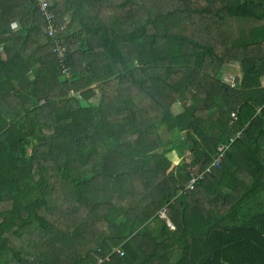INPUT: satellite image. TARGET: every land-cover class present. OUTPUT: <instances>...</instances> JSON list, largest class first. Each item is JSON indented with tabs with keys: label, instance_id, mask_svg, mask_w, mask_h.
<instances>
[{
	"label": "trees",
	"instance_id": "16d2710c",
	"mask_svg": "<svg viewBox=\"0 0 264 264\" xmlns=\"http://www.w3.org/2000/svg\"><path fill=\"white\" fill-rule=\"evenodd\" d=\"M151 1L51 0L56 24L67 21L58 62L35 0H0V264H251L264 253V209L250 204L264 193V0ZM213 17L224 40L238 36L229 57L203 34ZM228 61L240 63L234 85ZM237 166L251 181L225 213L217 182L213 197L202 182ZM117 246L123 255L97 261Z\"/></svg>",
	"mask_w": 264,
	"mask_h": 264
},
{
	"label": "crops",
	"instance_id": "0c3cea01",
	"mask_svg": "<svg viewBox=\"0 0 264 264\" xmlns=\"http://www.w3.org/2000/svg\"><path fill=\"white\" fill-rule=\"evenodd\" d=\"M172 109H173L174 113H178V112L182 111V106L180 105V103L179 104L176 103L173 105ZM245 142H246V140H245ZM152 143L155 145L157 144V142H152ZM148 144H150V143L146 142L143 144L145 149L149 148ZM246 153L252 154L253 153L252 149L249 148L246 151ZM172 158H173V163L170 166V170H172L174 172L175 171L174 165H176L178 160H177L176 156L175 157L173 156ZM122 165L126 166L125 160H123ZM212 180L216 181L217 185L219 186V187L216 186L218 191H219L218 197L222 199V205H221L222 206V212L226 213L227 212L226 209L229 208L231 205H233L238 200V197L240 196V194L244 190V187H246V185H248L250 183L251 176L249 174V171L247 169H244L241 166L219 168L217 171H215L213 173V175L211 177L207 178L204 182H202L203 184H207L206 186H207L208 190L205 192H208L209 195H211L213 197L214 192L212 191V189L214 190L215 183L212 182ZM162 183L163 182L160 181V184H162ZM233 194H237V200L235 198L233 199ZM189 203L190 204H188V205L191 208L195 207L192 205L194 202L189 201ZM250 204H252L254 208L258 207L260 210L264 209V193L260 197H258L257 199L250 202ZM217 205H219V204L217 203ZM218 207L221 208L220 206H218ZM174 215H176V214H174ZM188 216L189 215H187V217ZM224 222H230L231 223V219H225ZM226 224H229V223H226ZM170 245H171L170 243H167L166 245H161L160 249L165 250V249L169 248ZM172 247L176 248L177 245H173ZM260 256L264 257V253H260L259 251H256V254L254 255V258L252 259L251 264H263L264 262H261L259 260L260 258H258ZM239 264H250V260L249 261L244 260L243 262H241Z\"/></svg>",
	"mask_w": 264,
	"mask_h": 264
},
{
	"label": "built area",
	"instance_id": "2783aa9c",
	"mask_svg": "<svg viewBox=\"0 0 264 264\" xmlns=\"http://www.w3.org/2000/svg\"><path fill=\"white\" fill-rule=\"evenodd\" d=\"M50 1L51 0H35L37 10L43 20V33L46 37L49 38V44H50V52L54 56L55 60L58 62H62L64 60L65 55H66V45L63 42V39L59 34L61 31L67 26V21L62 22L60 25L55 22V14L50 8ZM68 73V68H63L62 69V74H67ZM226 81L230 82L231 85H234V77L229 75L226 77ZM232 119H236V113L231 112ZM231 119V120H232ZM240 132L238 131L236 133V136H239ZM234 138H231L230 141H232ZM228 145H223L219 147L218 154L215 159H213L209 164H207L203 169L200 170L199 173L196 175L193 174L192 178L186 185V187L192 188L194 182L198 178H202V176L205 173H210L212 171V166H216L218 162L220 161L221 157L223 156L224 150L227 148ZM158 215L161 217H166L165 211L161 210L158 212ZM117 250L120 254L123 255V251L120 250L118 247L113 248L111 251L115 252ZM110 251V252H111ZM110 252L105 253L104 255L98 257L97 261L100 263L103 260H109L111 255Z\"/></svg>",
	"mask_w": 264,
	"mask_h": 264
},
{
	"label": "rangeland",
	"instance_id": "374dc122",
	"mask_svg": "<svg viewBox=\"0 0 264 264\" xmlns=\"http://www.w3.org/2000/svg\"><path fill=\"white\" fill-rule=\"evenodd\" d=\"M119 1H121V0H110V4H114L115 2L117 3V2H119ZM160 1V0H159ZM147 2H152L151 0H147ZM111 9L112 10H115V8H113V6L111 7ZM136 10H138V9H135L134 11H136ZM124 12V10L123 9H118L117 10V13H123ZM134 15V14H133ZM133 15L130 17V19L133 17ZM222 24V21L221 20H219V19H217V18H215V17H213L212 18V21H210L209 22V24L205 27V30H206V32H204L203 34L207 37V38H209V39H211L214 43H216V41H219V46H221L222 45V47H221V49H220V51L219 52H222L223 51V49H224V46L223 45H225L226 46V48H227V52L225 53V56L226 57H229L228 56V54H229V52H228V49H230L231 47L229 46V45H233L234 43V40H236V39H238V36L237 35H235V36H233L234 37V39H232V38H230L229 40H230V42L228 43V39H225L224 40V38H225V35H226V33H227V30H224L223 28L220 30L219 29V25H221ZM253 25V24H252ZM11 28L12 29H18L19 28V25H18V23H16V22H13L12 24H11ZM220 32V33H219ZM224 37V38H223ZM218 46V47H219ZM181 45H173L172 46V48L173 49H177L179 52L181 51ZM254 49V48H253ZM252 49V50H253ZM222 71H221V76L223 75V80H222V78H220V80H222L223 82H226V77L227 76H229V75H233V76H237V75H239V73H240V63H239V61H228L227 62V65L223 68V69H221ZM262 81H263V83H264V76H262ZM227 83V82H226ZM94 85H96L95 83H92L91 84V86H94ZM142 104H144V105H150V101H148V100H144V101H142ZM231 112H235L236 113V118H237V112L236 111H231ZM230 117L232 118V116H231V113H230ZM194 174V173H193ZM194 175H196V174H194ZM201 178H198L197 180H200ZM197 180H196V182H197ZM149 180L147 179L146 180V182L147 183H151V182H148ZM201 202H194L192 205H199ZM179 210L177 209V211H176V213L178 212ZM193 213V212H192ZM165 214L167 215V213L165 212ZM165 215V216H166ZM168 216V215H167ZM163 217L164 218V220L167 222V223H169L170 225H169V227H171V229H174L175 228V226H174V224H173V222L171 221V219L169 218V216L168 217ZM151 224H154L153 222H151ZM173 224V225H172ZM174 227V228H173ZM118 247V246H117ZM99 248H97V250H98ZM121 250V249H120ZM110 252V251H109ZM115 252H117V250H115ZM108 253V252H107ZM111 254L112 253H114L113 251H111L110 252ZM105 253H103V254H100L98 257H100V256H102V255H104ZM63 255H64V252H63ZM62 255V256H63ZM98 257H97V259H98Z\"/></svg>",
	"mask_w": 264,
	"mask_h": 264
},
{
	"label": "water",
	"instance_id": "95a60500",
	"mask_svg": "<svg viewBox=\"0 0 264 264\" xmlns=\"http://www.w3.org/2000/svg\"><path fill=\"white\" fill-rule=\"evenodd\" d=\"M202 164H203V161H201L194 169H192L191 172L194 173V174H197L199 169L201 168Z\"/></svg>",
	"mask_w": 264,
	"mask_h": 264
}]
</instances>
